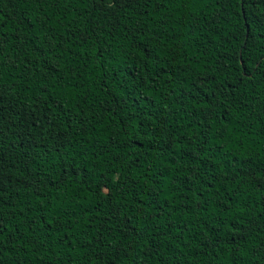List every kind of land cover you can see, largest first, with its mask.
<instances>
[{
  "label": "trees",
  "instance_id": "16d2710c",
  "mask_svg": "<svg viewBox=\"0 0 264 264\" xmlns=\"http://www.w3.org/2000/svg\"><path fill=\"white\" fill-rule=\"evenodd\" d=\"M0 264H264V0H0Z\"/></svg>",
  "mask_w": 264,
  "mask_h": 264
}]
</instances>
